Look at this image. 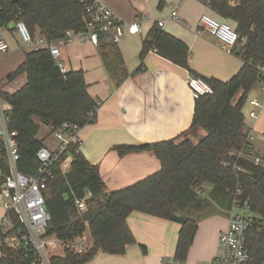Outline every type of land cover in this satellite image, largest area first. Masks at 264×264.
<instances>
[{"label": "trees", "instance_id": "16d2710c", "mask_svg": "<svg viewBox=\"0 0 264 264\" xmlns=\"http://www.w3.org/2000/svg\"><path fill=\"white\" fill-rule=\"evenodd\" d=\"M224 20L236 24L239 45L236 55L243 61L241 70L227 81L206 79L214 93L196 101L192 129L205 132L199 143L189 139L117 147L124 155L134 150H151L161 163V170L120 191L106 193L98 167L91 166L72 144V162L67 173L61 167L64 155L54 167V179L45 191L46 208L51 215L48 236H55L64 246L75 243L89 230L92 246L78 253L67 248L63 257H53L52 264H87L100 252L123 256L136 239L129 225L134 214L167 220L181 225L174 255L176 264L188 258L201 219L219 208L230 210L234 202L253 214L247 233L246 249L250 264H264V166L250 156L254 147L246 131L243 108L258 82H263L259 67L264 65V0H202ZM89 0H0V29L24 22L33 37L53 42L67 31L83 32L89 21ZM11 30V29H10ZM100 43H105L100 36ZM102 43V44H103ZM116 46L107 43L102 46ZM155 51L162 58L197 76L190 66V50L185 42L166 32L158 22L143 40L142 58ZM116 75V71L112 70ZM25 77L14 93L0 92L10 106L9 130L17 133L19 171L25 175L38 171L40 125L59 130L64 124L80 129L95 122L98 101L88 90L82 70L63 72L48 50L26 51L23 63L8 76L13 82ZM0 141V156L3 154ZM212 186L207 197L201 196L203 185ZM240 193V195H238ZM73 194L87 201L89 209L80 213ZM143 251L146 249L142 247ZM5 264H27L21 249H7Z\"/></svg>", "mask_w": 264, "mask_h": 264}, {"label": "crops", "instance_id": "0c3cea01", "mask_svg": "<svg viewBox=\"0 0 264 264\" xmlns=\"http://www.w3.org/2000/svg\"><path fill=\"white\" fill-rule=\"evenodd\" d=\"M99 1L111 8L123 23L140 24L142 33H127L119 44L103 37L105 43L99 46L87 40L62 45L61 63L65 72L70 69L84 72L89 93L100 105L95 122L81 130L79 145L89 164L98 167L106 193H111L161 170V163L151 150H134L121 155L117 147H139L178 137L199 143L205 136L203 130L192 129L196 101L187 85L191 74L155 51L142 58L143 40L153 25L164 20L163 31L187 44L191 69L199 77L227 81L241 70L243 61L223 51L216 37L199 26L204 15L227 21L202 0ZM174 6L178 7L179 21L169 19ZM227 22L236 27L234 22ZM0 31L10 47L8 53L0 54V92L14 93L25 83V77L13 82L7 79L23 63L26 50L14 28L10 26ZM106 42L114 44L117 51L111 47L103 48ZM251 99H258L261 104L256 109L257 120L247 116ZM0 101L8 111L10 106L1 97ZM243 114L247 128L255 136L251 143L259 164L264 166V83L258 82L249 93ZM45 126L52 131V126ZM37 138L50 149H55L58 144L53 140L47 142L44 136L37 135ZM71 162H67L63 169L66 170ZM211 189V185H203L206 193L203 197H207ZM213 206L216 211L199 221L194 243L183 264H214L219 253L220 236L229 227V216L227 210L214 203ZM129 225L137 243L128 247L125 255L100 252L87 264H176L174 255L181 229L179 223L134 214ZM87 233L76 243L84 241L91 246V233L89 230Z\"/></svg>", "mask_w": 264, "mask_h": 264}, {"label": "built area", "instance_id": "2783aa9c", "mask_svg": "<svg viewBox=\"0 0 264 264\" xmlns=\"http://www.w3.org/2000/svg\"><path fill=\"white\" fill-rule=\"evenodd\" d=\"M87 8L89 21L86 30L83 32L67 31L65 35L57 41H47L42 37H33L28 26L24 22L15 24L14 30L20 37L23 48L26 51L48 50L52 57L59 63V67L65 72V66L61 63V46L74 41L87 40L95 46L100 45V36L109 38L113 43L119 44L122 39L129 34H140L142 28L140 24L123 23L117 14L107 5L99 0H89ZM169 19L179 21L178 7L171 8ZM161 28L165 21H158ZM199 26L213 34L219 47L233 55H238L242 50L239 45V34L227 21H218L209 15H204L200 19ZM9 45L1 36L0 31V54L9 51ZM261 78L264 82V65L259 67ZM188 88L195 101L205 95H212V86L203 78L190 75L187 80ZM251 110L247 116L252 120L258 119L257 108L261 106L258 99L248 101ZM100 105H98L99 107ZM98 112V111H97ZM9 118L7 110L0 101V141L3 142L4 152L0 156V264H5L8 253L7 249L23 250L27 264H52L51 247L54 243L61 246V242L55 236H48L47 230L51 222V215L46 208L45 191L48 184L54 179V167L65 155L63 166L73 159L69 147L72 144H80V127L77 125L64 124L61 129L52 131L58 144L55 149L42 147L37 153V160L40 163L38 171L34 174L25 175L19 171V146L17 133L9 130ZM249 141L254 139L253 132L247 128ZM255 164L260 160L254 151L250 156ZM70 166L63 170L67 173ZM201 196H205V191L199 190ZM240 195V193H238ZM74 202L80 213H85L89 209L87 201L92 197L90 194L86 198L79 199L74 194ZM244 207L234 202L233 207L228 210L229 227L221 234L219 239V253L214 264H250V256L246 249V239L249 229L254 222L253 214ZM15 236L17 240L13 239ZM85 242L75 243L74 249L78 253L84 250ZM87 251V250H85ZM161 264H166L162 262Z\"/></svg>", "mask_w": 264, "mask_h": 264}, {"label": "rangeland", "instance_id": "374dc122", "mask_svg": "<svg viewBox=\"0 0 264 264\" xmlns=\"http://www.w3.org/2000/svg\"><path fill=\"white\" fill-rule=\"evenodd\" d=\"M51 133H52V131L47 126L41 125L40 128H39V131H38V134L37 135L40 136V137L44 136L45 139L47 140V142L53 140V143L54 144L55 143H58V141L55 139V136L53 134H51ZM195 143H197V142H195ZM61 169H62V167H61ZM63 170L64 169H62V171ZM84 235L87 236L88 233L86 232ZM75 243H76V241H75ZM75 243H72V244L67 245V246H64V245L61 246L60 244H58V243L55 242L54 245H53V247H51V254H52V256H54V257L64 256L65 255V251L67 250V248H71L72 251L76 252L75 249H74ZM88 244H89L88 242H87V244H85L83 252H86L85 250H87V249L90 248V245H88ZM91 246H92V244H91Z\"/></svg>", "mask_w": 264, "mask_h": 264}, {"label": "water", "instance_id": "95a60500", "mask_svg": "<svg viewBox=\"0 0 264 264\" xmlns=\"http://www.w3.org/2000/svg\"><path fill=\"white\" fill-rule=\"evenodd\" d=\"M15 27V24H12L11 25V28H14ZM13 239L17 240V238L15 236H12Z\"/></svg>", "mask_w": 264, "mask_h": 264}]
</instances>
